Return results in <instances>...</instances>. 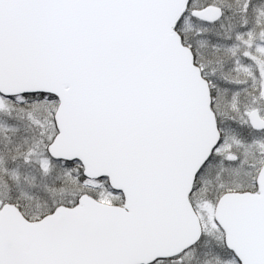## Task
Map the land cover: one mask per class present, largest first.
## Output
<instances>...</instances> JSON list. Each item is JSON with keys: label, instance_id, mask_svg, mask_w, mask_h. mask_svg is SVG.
<instances>
[{"label": "snow or ice", "instance_id": "snow-or-ice-1", "mask_svg": "<svg viewBox=\"0 0 264 264\" xmlns=\"http://www.w3.org/2000/svg\"><path fill=\"white\" fill-rule=\"evenodd\" d=\"M0 264H264V0H0Z\"/></svg>", "mask_w": 264, "mask_h": 264}]
</instances>
